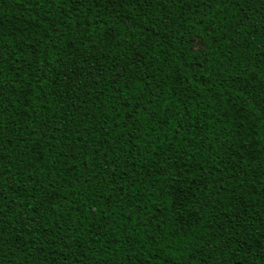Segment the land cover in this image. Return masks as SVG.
Masks as SVG:
<instances>
[{"label":"trees","instance_id":"16d2710c","mask_svg":"<svg viewBox=\"0 0 264 264\" xmlns=\"http://www.w3.org/2000/svg\"><path fill=\"white\" fill-rule=\"evenodd\" d=\"M0 264H264V0H0Z\"/></svg>","mask_w":264,"mask_h":264}]
</instances>
